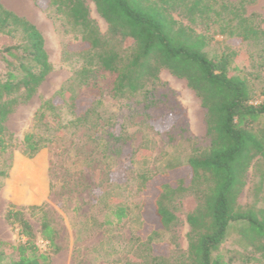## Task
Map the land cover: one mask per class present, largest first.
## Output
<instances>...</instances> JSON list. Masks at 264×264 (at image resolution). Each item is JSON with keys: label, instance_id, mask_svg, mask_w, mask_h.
Segmentation results:
<instances>
[{"label": "trees", "instance_id": "1", "mask_svg": "<svg viewBox=\"0 0 264 264\" xmlns=\"http://www.w3.org/2000/svg\"><path fill=\"white\" fill-rule=\"evenodd\" d=\"M91 1L108 24L107 35H102L90 19L85 0H36L41 9H52L78 31L74 53L81 62L56 95L40 104L31 128L22 136V154L32 157L44 147L55 150L69 124L92 129L89 138L97 145L104 141L101 145L105 150L112 146L108 154L119 157L130 136L123 122L104 118L99 112L103 90L98 77L111 76V95L133 102L147 115L146 111L160 98L168 96L154 98V88L160 85L158 73L167 69L183 78L200 99L208 144L191 149L182 164L170 166L162 175L141 172L138 189L154 190L152 200L142 203L141 212L143 220L154 225L153 232L173 230L180 221L181 198L187 193L195 197V208L185 216L189 226L187 247L177 256L152 253L151 247L143 262L126 260L123 264H233L234 253L222 250L233 227L241 243L264 260L263 172L257 188L262 195L255 192L256 198L250 204L238 202L253 161L264 164V88L257 101L253 85L263 78L264 30L255 16L247 13L249 0ZM16 33H20V43L0 48V66L11 67L0 78L1 181L7 178L12 165V154L9 159H1L10 145L4 121L16 99L30 98L51 68L41 32L0 4V34ZM126 38L132 39V45L122 48ZM229 42L251 45L255 50L248 52L239 65ZM211 44H217V49L210 50ZM63 108L72 116L68 124L61 118ZM159 120L150 119L149 123L152 128L158 127L168 142L175 141L172 127L158 125ZM68 179L70 183L72 177ZM13 191L16 200L27 197L26 188L15 182ZM101 196L102 200L95 202L104 203L106 210L101 225L120 224L128 218L130 206L113 197L110 187ZM35 210L42 213L38 235L25 216V211ZM4 219L17 229L20 240L2 244L7 250L0 249V264H52L51 256L60 251L58 230L43 205L10 203ZM37 238L46 243L45 250L37 246Z\"/></svg>", "mask_w": 264, "mask_h": 264}, {"label": "rangeland", "instance_id": "2", "mask_svg": "<svg viewBox=\"0 0 264 264\" xmlns=\"http://www.w3.org/2000/svg\"><path fill=\"white\" fill-rule=\"evenodd\" d=\"M0 4L37 27L44 38L51 67L30 98L16 99L4 121L5 135L10 138V145L2 153L4 156L1 159H9V154H12V165L7 178L0 180V249L7 250L2 245L4 243L15 244L20 240L17 229L4 219L8 204L12 203L25 207L44 206L45 214L58 230L56 241L60 251L51 256L52 264H123L126 260L139 259L143 262L151 247L152 253L164 256H177L184 252L189 231L185 216L195 208V197L187 193L181 198L180 221L173 230L153 232L154 225L143 220L141 212L142 203L152 200L154 190L147 187L140 192L138 188L141 172L162 175L170 166L182 164L194 147L207 146L205 110L195 92L183 78L162 68L158 73L160 85L154 88V98L162 94L168 96L166 99L160 98L145 115L133 102H125L111 95V76H99L98 84L103 90V105L98 108L99 112L104 118L109 116L123 122L126 134L130 136L128 143L123 145L122 155L114 158L107 151L112 146L105 150L101 145L104 141L100 146L90 139L92 129L69 125L72 116L63 108L61 118L68 126L56 142V149L44 147L34 156L27 157L22 154V136L31 128L35 112L44 100L53 98L80 67L81 61L74 53L78 49L74 39L78 31L52 9H41L36 0H0ZM85 4L99 32L107 35L108 24L96 11L93 2L85 0ZM246 10L255 16L256 22L264 30V0H249ZM216 40L222 41V38L216 37ZM21 41L20 33L14 36L0 34V48ZM228 44L236 51V63L239 65L244 63L248 52L255 50L251 45ZM131 45L130 38L124 39L121 44L122 48ZM217 47V44H211L209 49L215 50ZM10 68L0 66V78ZM262 77L253 83L257 101L260 100L259 92L264 88V72ZM76 90L84 94V91ZM157 118L160 119L158 125L172 127L175 141L168 142L166 136L157 130L158 127L152 128L149 120ZM258 165L256 160L253 161L247 171L246 184L238 197L241 205L252 203L256 198L255 192L262 195V190L258 191L257 188L260 174H264V164ZM10 176L11 183L8 182ZM70 177L72 180L69 183ZM14 182L20 188H26L27 197L23 201L13 198ZM108 187L113 197L121 198L130 206L128 218L120 224L101 225L106 210L104 203L95 202L102 200L101 195ZM262 187L264 190V181ZM41 214L36 210L33 213L25 211L36 234ZM236 230V227L229 230L222 245L224 252L234 253L233 264H264L259 255L241 243ZM36 243L41 250L46 249V243L41 239L37 238Z\"/></svg>", "mask_w": 264, "mask_h": 264}]
</instances>
